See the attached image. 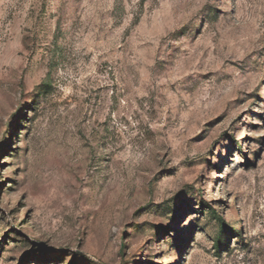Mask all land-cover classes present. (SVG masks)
<instances>
[{
    "label": "rangeland",
    "instance_id": "rangeland-1",
    "mask_svg": "<svg viewBox=\"0 0 264 264\" xmlns=\"http://www.w3.org/2000/svg\"><path fill=\"white\" fill-rule=\"evenodd\" d=\"M0 264H264V0H0Z\"/></svg>",
    "mask_w": 264,
    "mask_h": 264
},
{
    "label": "trees",
    "instance_id": "trees-1",
    "mask_svg": "<svg viewBox=\"0 0 264 264\" xmlns=\"http://www.w3.org/2000/svg\"><path fill=\"white\" fill-rule=\"evenodd\" d=\"M34 106V104H33ZM34 109V107H33ZM238 225V224H237ZM228 231L230 233V235H234L235 238H239L241 239L243 236L242 233V229L238 228V229H234L231 226L228 228ZM226 239L225 237H223V231L222 229H220L218 238L216 239V241L214 242V248L217 252H220L221 249L224 247V243H225Z\"/></svg>",
    "mask_w": 264,
    "mask_h": 264
}]
</instances>
